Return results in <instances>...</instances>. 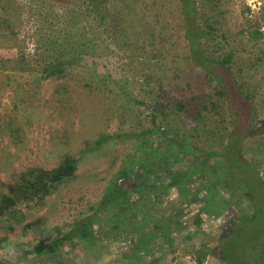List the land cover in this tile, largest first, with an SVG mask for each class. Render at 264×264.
Listing matches in <instances>:
<instances>
[{
    "label": "rangeland",
    "instance_id": "374dc122",
    "mask_svg": "<svg viewBox=\"0 0 264 264\" xmlns=\"http://www.w3.org/2000/svg\"><path fill=\"white\" fill-rule=\"evenodd\" d=\"M87 1L0 0V197L29 168L51 170L67 158L77 161L75 174L50 195L18 201L0 215V264H260L250 242L258 250L264 244V192L251 203L247 186L237 181L241 158L230 165L227 158L201 162L207 151L224 152L234 116L237 129L245 130L247 102L236 93L229 105L187 58L178 0H110L106 9L121 12L117 37L108 23L109 33L97 26ZM196 3L213 26H203L215 36L205 40L209 56L233 51L236 82L252 96L255 112L240 153L264 180V0ZM177 100L188 105L179 110ZM151 128L163 140L155 134L139 138ZM146 140L169 151L164 158L139 155L149 149ZM165 140L179 150L168 149ZM196 168L204 173L195 175ZM214 172L222 180L212 178ZM140 173L157 186L155 193L139 194L132 185L107 213L91 216L94 223L109 219V225L94 224L97 245L77 240L52 255L25 254L96 213L107 184L125 177L137 182ZM180 173L194 175L188 185L166 188ZM250 184L256 188L253 179ZM206 189L218 199L213 202L214 193L206 196ZM251 215L248 227L255 228L249 234L222 241ZM154 230L150 248L133 256L140 235ZM223 244L231 245L228 262Z\"/></svg>",
    "mask_w": 264,
    "mask_h": 264
},
{
    "label": "trees",
    "instance_id": "16d2710c",
    "mask_svg": "<svg viewBox=\"0 0 264 264\" xmlns=\"http://www.w3.org/2000/svg\"><path fill=\"white\" fill-rule=\"evenodd\" d=\"M109 1L110 0H89L87 2L91 6H93L92 11L97 15L95 17V19L97 20L96 21L97 26L102 27L103 31L109 33V29L106 27L108 23V25L110 26L109 28L111 29V34L114 37H117L118 29L121 26V22L119 21V16H121V12L119 9L118 10L115 9L112 11L108 10V8L106 9L107 6L106 4H108ZM178 1L180 5L179 8H180L181 23L183 25V29L185 32L184 35L189 44L188 46L189 51L187 53L188 56L187 58L193 63L194 67H199L204 72L203 74L205 75V77H208V80L210 82L215 83V85L217 86V88L216 87L214 88L215 94H218L223 98L227 97L229 105H231L232 102L229 99V95L240 93L247 102L248 111H249V121L246 124L245 130L241 131L240 129L239 130L237 129V124H236L237 116H234L233 117L234 122H232L233 128L230 131V133L226 136L229 139L224 146L223 149L224 152L219 153V152L207 151L201 155L202 158L201 162L204 165H206V163L209 162L210 158H214V157L218 159L227 158V162L230 165L234 163L233 158H241L244 162L241 163V165H238L239 178L237 179V181L247 186L248 197H250L252 203L253 196H255V194H262L264 192V180L261 177L260 173L255 171L253 167H250L247 160H244L242 154L240 153L241 150L240 147L243 141V140L241 141V139L243 138L245 131L248 132L252 116L255 112V108L251 104L252 96L251 94L248 93L245 94L241 90L240 87L241 84L239 85L236 82L234 72L232 71V62L234 57L233 51L226 49V51L219 57V59L209 56V51L206 49L207 45H205V40L208 39L211 41H215V36H212V34L208 31L206 32L204 30V27L212 31L213 26L211 24L205 23L207 18L205 20L204 16L199 15V12L197 10L196 0H178ZM199 19H201V23L198 21ZM82 45L85 44L82 43ZM78 54L80 55V53ZM58 58L59 56L55 57L54 61L57 60ZM48 68L49 67L47 66V68H45V71H47ZM216 104L217 103L215 102L213 103V101H211L210 107L211 108L216 107ZM185 105L188 104L183 102V100H177L175 103V106L179 110L183 109ZM202 107H204L205 110H207L206 108L207 106L203 105ZM196 115L200 119L199 116L201 115V113L199 112V110H197ZM149 134H153V135L155 134L160 140H163V137L159 134V132H157L153 128L147 129L145 131H141V133L139 134V138L143 137L144 139H146ZM153 141L154 140H146V142L149 144V149H143V151L139 152V155L143 153L144 154L148 153L150 155L149 158H158L156 157V154H159L160 155L159 157L164 158L165 153L168 152L169 150H167V148L165 150H161L160 148H158V145H153ZM165 142L168 144V149L170 150L173 149V151L179 150L178 145L176 143H172L171 140L168 141L165 140ZM152 148L155 149L152 150ZM186 152L192 154L195 153L192 151H186ZM242 165L245 166V169L241 167ZM76 169H77V161L72 158H67L63 162H61L56 168L51 170H45L42 168H29L26 171L19 173L16 176L15 180L7 185V193L2 194L0 197V215L6 214L8 210H10L13 206H15L18 201H22V200L31 201L32 199L35 198H44L50 195L52 190H54L65 179L72 177L75 174ZM150 170L153 171V167ZM232 170H234V168H230L231 172ZM140 172L143 173L145 171L141 170ZM141 173L139 174V178L137 179V182L136 181L132 182L130 180L131 177L130 178L125 177L123 178L124 181H122L121 178L117 179L115 182L112 183L111 187L108 186L107 184V188L104 191L103 197L95 209L96 213L91 212L90 215L83 216L81 219L77 220L72 225L71 229L66 233L56 234L54 237L48 239L47 241L40 240L31 249H27V251H25V254H30V256H42L43 254L52 255L58 250L60 246L64 245L65 243L77 241V240L79 242L85 241V242H90L92 245H97L98 232L94 233L93 230L95 229L94 224L100 222H101L100 224L103 223L107 224L106 222H108L109 225V219L106 218L103 221L102 218L99 217L98 219L99 221L94 223L93 221L89 222L91 216H93L94 214H101L103 212L107 213L109 206L111 207L113 204L114 205L118 204L119 203L118 201L122 198V195L125 196L130 193V188L132 187V185H134V187L137 188L139 186V194L146 193L145 195L149 196L150 193L152 192L155 193L154 191L157 186L154 183L149 182L150 177H148L147 175L144 177V174L142 175ZM197 173L203 174L204 172L197 169L194 174L196 175ZM194 174L180 173L177 177L171 179L165 185V187L166 188H171V187L177 188L178 186L182 187L189 182L187 180L188 177L190 176L193 177ZM211 174L213 175L212 178H214L215 180L220 179L217 177L218 175H216L215 172ZM226 179L228 181H233L232 177L230 176H227ZM240 179L242 180L240 181ZM250 179L254 180V182L256 183V188H254L255 187L254 185L250 184ZM220 180H222V178ZM205 184L208 185L207 187H209L210 185L208 183ZM137 188L135 190H138ZM229 188H234V186ZM109 190H111V192ZM206 190H207L206 196L209 193L210 196L212 195V193H214L212 191H209L208 189ZM213 195L214 196H211V198L212 201L214 202V197L217 198L216 192ZM210 196L209 199H207L208 197L204 199L205 204L206 203L208 204L209 201L211 200ZM219 196L221 197V195ZM126 198L127 197H124L123 199ZM253 218L254 216L251 215L249 218L243 219L241 224H239V226L237 227L235 226L231 234L226 235V237H224L222 241L224 243L229 242V240L233 236H237V235L243 236L249 234L247 232L248 229L255 228V227H248V222L253 220ZM114 221H116V223L112 225L113 226L112 228L116 230V228H119V226H117L118 221L115 218ZM28 227H30V225H28ZM140 228L141 227L139 226V229ZM25 229H27V227H25ZM89 231L91 232L90 236H89ZM144 235H146L147 238L149 237L147 234ZM149 241H151L150 238L149 240H147V243H149ZM137 243L139 248V240ZM250 243L252 244L251 253L256 254V258H257L256 260L258 261V263L264 264V251H263L264 244H262L261 248L258 250L259 244H256L254 241H251ZM147 248H150V246ZM230 249H231V245L230 247L226 248V244H223L222 246L223 255L227 259V262H228V258L231 256ZM137 253L139 252H135L132 255L133 256L135 255L136 257Z\"/></svg>",
    "mask_w": 264,
    "mask_h": 264
},
{
    "label": "crops",
    "instance_id": "0c3cea01",
    "mask_svg": "<svg viewBox=\"0 0 264 264\" xmlns=\"http://www.w3.org/2000/svg\"><path fill=\"white\" fill-rule=\"evenodd\" d=\"M168 217H166L165 219H167ZM164 219V222L166 223V224H168V221L167 220H165ZM169 219V218H168ZM163 226H164V223H163ZM155 233H156V231L154 230L153 231V235L149 232V233H147V235L148 236H153V237H151L150 239L152 240L153 238H154V235H155ZM159 234V233H158ZM147 237H146V235H140V238H139V245L141 244V246H139V258L142 256V250H146V248L147 247H149L150 245H148L149 243H151V241H149V243H147ZM145 243H147V244H145ZM143 247L145 248V249H143ZM153 248H151L150 250H152Z\"/></svg>",
    "mask_w": 264,
    "mask_h": 264
},
{
    "label": "flooded vegetation",
    "instance_id": "af4514ba",
    "mask_svg": "<svg viewBox=\"0 0 264 264\" xmlns=\"http://www.w3.org/2000/svg\"><path fill=\"white\" fill-rule=\"evenodd\" d=\"M232 227H233V225H232Z\"/></svg>",
    "mask_w": 264,
    "mask_h": 264
}]
</instances>
